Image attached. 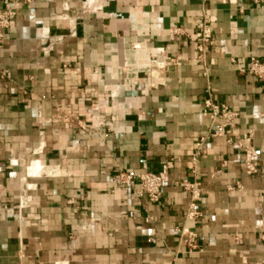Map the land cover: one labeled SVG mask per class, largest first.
I'll list each match as a JSON object with an SVG mask.
<instances>
[{
	"label": "crops",
	"instance_id": "obj_1",
	"mask_svg": "<svg viewBox=\"0 0 264 264\" xmlns=\"http://www.w3.org/2000/svg\"><path fill=\"white\" fill-rule=\"evenodd\" d=\"M0 18V264H264V79L241 72L264 58V0H0ZM208 88L255 130L258 174L237 137L198 151ZM165 163L159 201L115 182Z\"/></svg>",
	"mask_w": 264,
	"mask_h": 264
},
{
	"label": "built area",
	"instance_id": "obj_2",
	"mask_svg": "<svg viewBox=\"0 0 264 264\" xmlns=\"http://www.w3.org/2000/svg\"><path fill=\"white\" fill-rule=\"evenodd\" d=\"M27 1L31 2V0ZM5 2H7V0H5ZM2 22L4 27L9 26L8 16H4ZM197 27L199 31L196 41L197 57L205 62L208 53L215 45L211 18L207 12H204ZM241 72L264 79V58L251 57L248 66L242 69ZM0 76H3V73L0 72ZM202 113L210 119L211 130L208 136L201 137L197 143L198 151L202 149L204 142L209 137H224L230 144L233 143L237 137V145L244 155L243 163L246 174L249 176L258 174L259 154L255 144V130L252 128L240 129L238 127L239 113L226 104L215 102L211 88L207 90ZM169 180L170 174L167 163L163 164L159 170L136 173L134 171L121 169L115 175V182L118 185L134 187L133 193L136 197H147L152 202L159 201L162 196V188ZM179 184L190 193V202L185 217L187 219L197 220L202 216V212L198 210V202L203 193L201 182L197 179H183ZM262 194H264V191H262ZM146 221H149V218H146ZM182 233L187 235L188 244L191 247H196L195 240L197 235L184 228Z\"/></svg>",
	"mask_w": 264,
	"mask_h": 264
},
{
	"label": "rangeland",
	"instance_id": "obj_3",
	"mask_svg": "<svg viewBox=\"0 0 264 264\" xmlns=\"http://www.w3.org/2000/svg\"><path fill=\"white\" fill-rule=\"evenodd\" d=\"M90 97V100L92 101V103H97V101L99 100L98 99V96H95V95H89ZM92 106V105H91ZM92 109V108H91ZM87 123V121H85ZM82 125H80L81 127ZM82 128V127H81ZM124 188H129L128 190H130L131 188L129 186H123Z\"/></svg>",
	"mask_w": 264,
	"mask_h": 264
},
{
	"label": "bare ground",
	"instance_id": "obj_4",
	"mask_svg": "<svg viewBox=\"0 0 264 264\" xmlns=\"http://www.w3.org/2000/svg\"><path fill=\"white\" fill-rule=\"evenodd\" d=\"M34 165V164H33ZM39 165V164H36V166ZM36 169V168H35ZM32 172V171H31ZM34 172V171H33Z\"/></svg>",
	"mask_w": 264,
	"mask_h": 264
}]
</instances>
